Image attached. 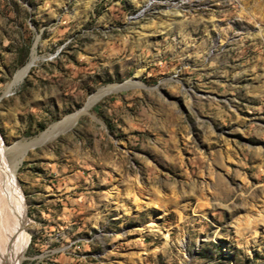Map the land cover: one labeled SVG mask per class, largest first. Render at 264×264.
<instances>
[{
    "label": "rangeland",
    "instance_id": "374dc122",
    "mask_svg": "<svg viewBox=\"0 0 264 264\" xmlns=\"http://www.w3.org/2000/svg\"><path fill=\"white\" fill-rule=\"evenodd\" d=\"M0 143L22 264H264V0H0Z\"/></svg>",
    "mask_w": 264,
    "mask_h": 264
},
{
    "label": "bare ground",
    "instance_id": "6f19581e",
    "mask_svg": "<svg viewBox=\"0 0 264 264\" xmlns=\"http://www.w3.org/2000/svg\"><path fill=\"white\" fill-rule=\"evenodd\" d=\"M171 12L177 13V11ZM39 59L40 57L34 48L29 62L16 72L6 88V93L11 92L22 81L31 66L37 63ZM119 87L117 85H107L99 88L89 97V104L96 102L106 93ZM79 114L75 113L66 116L60 122L47 128L37 138L24 144L23 148L41 144L53 138L60 130L72 125ZM5 149L0 143V264H22L28 243V235L25 231L27 216L24 200L15 175L18 161L24 151L20 150V146H18L11 152L8 161L6 160L7 162H5ZM3 163L7 166V170Z\"/></svg>",
    "mask_w": 264,
    "mask_h": 264
}]
</instances>
